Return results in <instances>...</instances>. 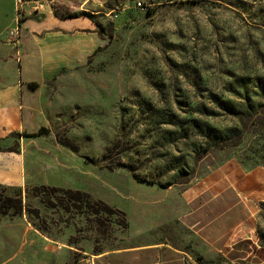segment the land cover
Segmentation results:
<instances>
[{
	"label": "rangeland",
	"instance_id": "rangeland-1",
	"mask_svg": "<svg viewBox=\"0 0 264 264\" xmlns=\"http://www.w3.org/2000/svg\"><path fill=\"white\" fill-rule=\"evenodd\" d=\"M19 1L9 12L0 5V78L39 33L67 27L99 40L23 88L21 124L0 140V149L19 144L11 164L20 176L0 184L10 189L0 196L18 195L21 210L4 212L0 197V223L103 252L132 230L170 225L184 190L204 176L231 163L264 166V120L237 147L212 148L240 127L234 111L264 115V0ZM254 221L264 249V202Z\"/></svg>",
	"mask_w": 264,
	"mask_h": 264
},
{
	"label": "crops",
	"instance_id": "crops-1",
	"mask_svg": "<svg viewBox=\"0 0 264 264\" xmlns=\"http://www.w3.org/2000/svg\"><path fill=\"white\" fill-rule=\"evenodd\" d=\"M10 4V0L0 1L6 12ZM66 28L31 38L16 71L12 60L5 64L0 78V140L17 132L21 124L27 83L46 82L62 66L84 59L97 46V33ZM14 142L18 150L16 139L9 146ZM15 154L0 150V184L19 178L11 164ZM181 198L186 204L171 209L170 225L161 222L154 232L151 227L132 230L131 241L97 253L52 241L27 222H1L0 264H264L254 221L264 202V166L245 171L231 163L188 186Z\"/></svg>",
	"mask_w": 264,
	"mask_h": 264
},
{
	"label": "trees",
	"instance_id": "trees-1",
	"mask_svg": "<svg viewBox=\"0 0 264 264\" xmlns=\"http://www.w3.org/2000/svg\"><path fill=\"white\" fill-rule=\"evenodd\" d=\"M234 116L236 118V120L238 121L239 124V128H232L230 130H228L226 132V134L220 138L216 143L212 144V148L215 150H224V149H230V148H234L237 147L242 140L243 137V133L245 130H247L250 126L255 125V124H260L263 122L264 120V115H260V114H256L254 117H248L247 115L244 114H240L236 111H234ZM46 134L45 129H39V131L31 136H36V135H44ZM17 143L14 142L12 146H9L7 148H3L0 149L3 152H13L16 153L17 152ZM209 149V147H208ZM182 183H187V181H183ZM44 188V187H43ZM8 188L3 187L0 185V192H8ZM64 192L66 193H74V194H80L79 191H74L72 192L71 189H67ZM11 194V193H9ZM2 199V209H4V212H6V209L13 207L15 205V208L18 207V211L21 210V199L20 197H18V195H16L15 197H11L10 195H6V196H0ZM105 209H108V207L106 205H104L103 203H100Z\"/></svg>",
	"mask_w": 264,
	"mask_h": 264
},
{
	"label": "built area",
	"instance_id": "built-area-1",
	"mask_svg": "<svg viewBox=\"0 0 264 264\" xmlns=\"http://www.w3.org/2000/svg\"><path fill=\"white\" fill-rule=\"evenodd\" d=\"M16 2H19L20 3V1L19 0H16ZM135 8H142V3L141 2H139V1H137L136 3H135Z\"/></svg>",
	"mask_w": 264,
	"mask_h": 264
}]
</instances>
